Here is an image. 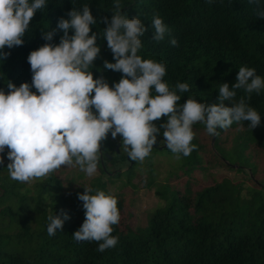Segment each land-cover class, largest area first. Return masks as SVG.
<instances>
[{
  "label": "trees",
  "instance_id": "1",
  "mask_svg": "<svg viewBox=\"0 0 264 264\" xmlns=\"http://www.w3.org/2000/svg\"><path fill=\"white\" fill-rule=\"evenodd\" d=\"M114 4L115 0H46L22 37L23 44L2 50L9 55L0 58V90L7 93L9 81L17 87L31 85L30 52L45 43L59 44L63 31L57 28L58 21L69 19L67 13L72 8L81 11L84 5L97 19L89 35L97 34L100 47L89 70L94 79L102 76L109 86L119 82L122 73L104 66L105 60H115L101 35L107 27L103 18L111 19ZM120 5L123 15L139 18L147 28L140 37L138 55L165 65L162 79L181 97L178 104L188 98L207 105L219 103L220 86L228 83L231 89L241 66L254 68L264 78V19L256 14L264 7V0H260V7L249 0H120ZM154 15H159L169 29L162 41L152 38ZM53 30V40L46 41L43 34ZM173 38L176 46L170 43ZM178 83H187L190 90L180 92ZM236 93L232 101H224L225 106L231 107L244 97L261 116L256 128L247 121L233 122L227 129L218 127L219 135L214 136L211 148V135L203 123L196 122L191 143L197 148L188 157L181 154L180 159L166 145L155 147L162 146L156 140L145 159L161 155L173 162V180L157 184L149 176L146 187H153L161 204L149 213L141 229L129 227L126 198L122 193L111 194L107 187L113 179L121 178L125 179L122 186L130 185L136 161L126 160L127 153H116L107 143L99 151L98 175L83 182H78L82 173H66L60 178L54 170L24 187L10 178L7 164H0V264H264V187L254 180L259 165L264 164V89L259 94L253 92L250 99L242 89ZM152 95H156L154 89ZM166 121L167 117L153 121L159 128L156 136L162 141L164 129L160 125ZM7 151L0 153L3 159ZM126 164L127 168L119 172ZM215 165L228 171H249L245 174L249 186L244 197L243 183L224 176L218 180L209 177V184H200L197 173ZM112 167L116 169L110 176ZM85 187L93 190L91 194L102 190L117 199L120 219L112 225L111 235L118 237V242L103 252L97 251L102 241H77L73 237L85 219L83 202L78 199ZM61 210L69 218L50 236L48 217L64 219Z\"/></svg>",
  "mask_w": 264,
  "mask_h": 264
},
{
  "label": "clouds",
  "instance_id": "2",
  "mask_svg": "<svg viewBox=\"0 0 264 264\" xmlns=\"http://www.w3.org/2000/svg\"><path fill=\"white\" fill-rule=\"evenodd\" d=\"M260 7V0H249ZM46 6V0H0V58L9 53L2 50L21 46L35 13ZM264 19V7L257 11ZM69 19L61 18L57 28L63 31L59 44L45 43L30 52L31 85L19 87L9 81L8 92L0 90V153L7 149V164L12 180L29 182L47 176L61 166L75 167L91 177L97 172L101 142L111 132L113 139L119 135L128 157L143 162L156 143L159 128L153 123L167 117L160 125L165 129L162 143L176 155V159L188 157L197 148L192 144V125L203 123L206 132L219 135L216 129L229 128L233 122H250L252 129L261 121L258 112L244 97L231 107L224 101H232L236 90L242 89L248 98L253 92L264 89V78L254 68L241 66L237 82L223 83L219 88V103L207 105L192 98L180 105L181 99L163 81L166 67L151 59H142L138 51L142 48L140 37L147 31L139 18L129 19L121 12L120 0H115L111 19L103 18L107 27L101 35L107 41L115 63L104 61V66L122 73L119 82L112 86L101 76L93 77V62L100 53L97 34L91 25L97 19L90 7L81 11L72 8ZM151 26L155 29L153 39L162 41L169 31L159 15H154ZM69 30L74 34L69 35ZM55 30L43 34L52 41ZM172 46L177 45L171 39ZM34 87L36 92L31 91ZM180 92H188L187 83H178ZM156 95H152V91ZM94 110V111H93ZM3 157L0 156V164ZM85 187L78 193L83 202L85 219L73 237L77 241H97V251L115 247L118 237L111 235L112 225L119 223L117 199L102 190L92 193ZM49 216L48 234L55 235L63 228L66 213Z\"/></svg>",
  "mask_w": 264,
  "mask_h": 264
},
{
  "label": "rangeland",
  "instance_id": "3",
  "mask_svg": "<svg viewBox=\"0 0 264 264\" xmlns=\"http://www.w3.org/2000/svg\"><path fill=\"white\" fill-rule=\"evenodd\" d=\"M158 144L162 143V137H158ZM105 143L109 144L110 147H114V145L119 144V150L126 154L127 152L123 148L122 140L119 135L115 139L112 138L111 132L108 133V136L103 142L101 143L100 149H103L106 145ZM121 144V145H120ZM161 145V144H160ZM209 146L212 148L211 140L209 142ZM155 147L159 148L158 145ZM161 147V146H160ZM10 161L5 158L3 159V163L8 164ZM151 162V165H150ZM173 162H169L165 157L161 155H154L150 159H144L143 162L136 161V165L134 167V172L132 178L130 180V185H133L132 188L130 185L122 186L125 179L120 181L113 179V184H108L107 187L111 194L122 193L123 196L126 198L127 209L125 208V212L128 211L131 214L130 220L128 221L129 227L133 229H141L146 224V218L154 208L161 204L160 201L153 194V187L147 188L146 184L148 182V178L150 175L153 176L154 183H166L171 182L173 177L171 176L172 173V166ZM150 165V166H149ZM127 168V164L124 165L119 172L124 171ZM116 168H110V176L114 175L113 170ZM151 169H154V173L151 174ZM66 173L70 176H75L76 174L82 173L84 174L82 180H78V182L87 181L90 178H94L98 175V171L91 177L87 176L85 172L79 169V166L75 167H67L61 166L59 169L55 171V174L58 175L60 178H63ZM249 175V171L245 170V173L242 172H234L225 170L222 167L217 165L209 167L207 171L204 173H197V177L201 185H207L210 183L209 177H216L217 180L220 179L222 176L228 178L232 182H241L243 183V190L241 191L243 197L246 194V188L249 186L247 183L246 175ZM106 176L103 177V179ZM39 179H33L29 182H24V187H29L33 183H35ZM259 185L264 187V164H260L258 170L256 172L255 178ZM120 186L124 187L121 191ZM245 188V189H244ZM124 191V192H123Z\"/></svg>",
  "mask_w": 264,
  "mask_h": 264
},
{
  "label": "water",
  "instance_id": "4",
  "mask_svg": "<svg viewBox=\"0 0 264 264\" xmlns=\"http://www.w3.org/2000/svg\"><path fill=\"white\" fill-rule=\"evenodd\" d=\"M165 130V129H164ZM164 132V131H163ZM165 138L163 137V140H164ZM213 141H214V136H211V144H213ZM166 145V143H162V146L161 147H159L158 149H161L162 147H164ZM118 147H119V144H116L115 146H114V152H118ZM99 158H100V156H99ZM107 159H109V157L107 156ZM125 159L126 160H128V155L126 154V156H125Z\"/></svg>",
  "mask_w": 264,
  "mask_h": 264
}]
</instances>
